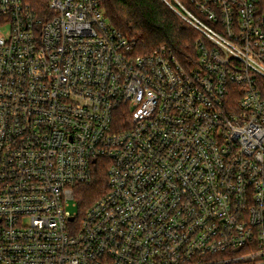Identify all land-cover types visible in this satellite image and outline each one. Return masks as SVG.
I'll list each match as a JSON object with an SVG mask.
<instances>
[{
  "label": "built area",
  "instance_id": "built-area-1",
  "mask_svg": "<svg viewBox=\"0 0 264 264\" xmlns=\"http://www.w3.org/2000/svg\"><path fill=\"white\" fill-rule=\"evenodd\" d=\"M175 4L188 64L100 0H0V264H264V0Z\"/></svg>",
  "mask_w": 264,
  "mask_h": 264
},
{
  "label": "trees",
  "instance_id": "trees-1",
  "mask_svg": "<svg viewBox=\"0 0 264 264\" xmlns=\"http://www.w3.org/2000/svg\"><path fill=\"white\" fill-rule=\"evenodd\" d=\"M178 1L186 5V0ZM100 2L111 26L125 36L134 38L141 53L148 54L165 44L182 64H188L189 60L194 59L198 33L174 12L177 5L172 0H168L169 4L163 0ZM103 184L102 173L96 174L94 182L80 191L79 202L82 204L87 200H95Z\"/></svg>",
  "mask_w": 264,
  "mask_h": 264
},
{
  "label": "rangeland",
  "instance_id": "rangeland-1",
  "mask_svg": "<svg viewBox=\"0 0 264 264\" xmlns=\"http://www.w3.org/2000/svg\"><path fill=\"white\" fill-rule=\"evenodd\" d=\"M166 4H169L168 3V0H163ZM174 3H175V0H172ZM174 10V9H173ZM175 12V11H174ZM100 194H98L97 196H99ZM96 196V197H97ZM95 199V198H94ZM94 202V200H87L86 202H84V203H80L81 204V212H84L85 211V209L89 206V205H91L92 203ZM67 211L68 212H70L71 214H73V213H77L78 212V205H75V207H73L72 206V202H71V204L67 207ZM77 222L78 221H75L73 224H71V227H76V225H77Z\"/></svg>",
  "mask_w": 264,
  "mask_h": 264
},
{
  "label": "water",
  "instance_id": "water-1",
  "mask_svg": "<svg viewBox=\"0 0 264 264\" xmlns=\"http://www.w3.org/2000/svg\"><path fill=\"white\" fill-rule=\"evenodd\" d=\"M71 220V219H70Z\"/></svg>",
  "mask_w": 264,
  "mask_h": 264
}]
</instances>
